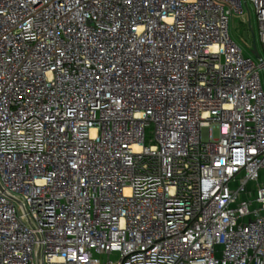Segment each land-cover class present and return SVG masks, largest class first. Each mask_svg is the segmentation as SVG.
<instances>
[{
	"label": "built area",
	"instance_id": "1",
	"mask_svg": "<svg viewBox=\"0 0 264 264\" xmlns=\"http://www.w3.org/2000/svg\"><path fill=\"white\" fill-rule=\"evenodd\" d=\"M262 72L264 0H0V264H264Z\"/></svg>",
	"mask_w": 264,
	"mask_h": 264
},
{
	"label": "rangeland",
	"instance_id": "2",
	"mask_svg": "<svg viewBox=\"0 0 264 264\" xmlns=\"http://www.w3.org/2000/svg\"><path fill=\"white\" fill-rule=\"evenodd\" d=\"M246 31H249V36H250L251 41L254 39V36L256 39H258V29H257V26L254 22V19H253V27L250 29L249 24L244 23L242 18H240V17L232 18V20L230 22V33H231V35L234 38H236L237 40H239L244 46L249 47L250 43H248L244 40V33ZM252 31L254 32V35H253ZM262 54H263V51H262ZM256 61H258V60H256ZM262 78H263V82H264V72H262ZM214 136L216 139L219 137V132L216 129L214 130Z\"/></svg>",
	"mask_w": 264,
	"mask_h": 264
},
{
	"label": "water",
	"instance_id": "3",
	"mask_svg": "<svg viewBox=\"0 0 264 264\" xmlns=\"http://www.w3.org/2000/svg\"><path fill=\"white\" fill-rule=\"evenodd\" d=\"M244 40H245L246 42H250V39H249V37H248V33H247V32L244 33ZM253 53L255 54V56H256L258 59H260V55H259V52H258V48H257L256 43H254V45H253Z\"/></svg>",
	"mask_w": 264,
	"mask_h": 264
}]
</instances>
